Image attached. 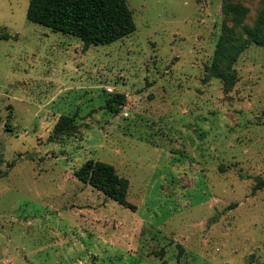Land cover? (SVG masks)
<instances>
[{
	"label": "rangeland",
	"instance_id": "374dc122",
	"mask_svg": "<svg viewBox=\"0 0 264 264\" xmlns=\"http://www.w3.org/2000/svg\"><path fill=\"white\" fill-rule=\"evenodd\" d=\"M233 1L252 24L263 0ZM127 2L136 31L86 50L0 0V264H264V48L226 92L206 80L223 0ZM89 160L135 210L78 179Z\"/></svg>",
	"mask_w": 264,
	"mask_h": 264
},
{
	"label": "trees",
	"instance_id": "16d2710c",
	"mask_svg": "<svg viewBox=\"0 0 264 264\" xmlns=\"http://www.w3.org/2000/svg\"><path fill=\"white\" fill-rule=\"evenodd\" d=\"M222 10L232 25L225 22L215 47L211 64L206 68V80L218 79L226 92L231 91L238 79L235 68L240 56L251 46L264 48V0L256 20L246 23L249 8L223 0ZM27 19L79 38L84 49L109 45L133 34L137 27L127 0H30ZM127 104L124 93H116L106 100L105 109L114 115L123 112ZM75 118L61 116L55 128L56 137L69 135L77 129ZM0 162V177H2ZM78 179L103 192L107 198L135 210L128 202L130 181L121 177L108 163L89 160L76 173ZM264 188L258 179L253 193Z\"/></svg>",
	"mask_w": 264,
	"mask_h": 264
}]
</instances>
